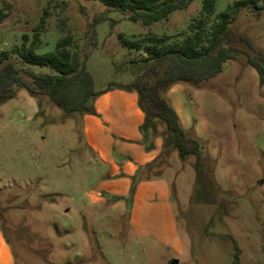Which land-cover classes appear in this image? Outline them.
Returning a JSON list of instances; mask_svg holds the SVG:
<instances>
[{"label":"rangeland","instance_id":"obj_1","mask_svg":"<svg viewBox=\"0 0 264 264\" xmlns=\"http://www.w3.org/2000/svg\"><path fill=\"white\" fill-rule=\"evenodd\" d=\"M203 1L191 0L145 26L105 13L98 2L0 0L6 15L0 52L20 46L46 11L38 53L71 35L86 48L95 91L126 86L143 70L144 54L127 49L118 36L137 41L186 31ZM236 1L217 0L215 13ZM100 15L104 20L84 39ZM230 30L264 52V0L239 11ZM233 46L252 54L240 42ZM165 96L187 137L202 143L203 166L196 172L195 159L181 160L165 140L155 165L120 195L103 186L82 114H66L23 89L0 102V238L6 248L0 264H231L233 244L239 264H264V84L240 55L200 87L178 83ZM146 180L156 181L158 190L145 196L149 205L134 227L130 188Z\"/></svg>","mask_w":264,"mask_h":264},{"label":"trees","instance_id":"obj_2","mask_svg":"<svg viewBox=\"0 0 264 264\" xmlns=\"http://www.w3.org/2000/svg\"><path fill=\"white\" fill-rule=\"evenodd\" d=\"M84 1L98 2L105 8V13L115 12L130 22L148 26L166 20L174 11L184 9L191 0ZM216 2L204 0L198 18L187 26L186 31L176 35L153 36L137 41L118 36L127 49L144 54L142 62L145 66L141 73L128 85L122 86L138 96V107L144 114L142 133L146 134L148 129L155 133L154 122L163 123L164 140L168 141L169 148L175 150L181 160L193 157L196 172L203 166L204 147L199 140L187 137L177 113L165 96L167 91L178 83L200 87L217 76L224 63L237 61L240 55L256 72L259 83L264 84V52H255L246 37L236 36L230 30L238 12L256 7L257 0L236 1L217 14ZM5 17L0 10V22ZM47 17L44 11L32 33L22 36L20 46L0 52V102L11 98L12 90L16 88L25 90L32 97L48 98L66 114L96 115L91 102L98 94L85 68L86 48L80 49L71 35H65L57 40L52 51L37 52L42 44L41 35L46 32ZM103 20V15L97 16L84 39H88V33L93 32L92 27ZM60 26L64 28L65 24L61 22ZM236 42L244 44L252 54L234 47ZM91 46H96L95 40H91ZM15 60L18 63H14ZM34 67H47L50 72H36ZM160 156L131 178V187L139 181L136 178L152 168ZM233 245L235 252L231 264H239V251L236 244Z\"/></svg>","mask_w":264,"mask_h":264},{"label":"crops","instance_id":"obj_3","mask_svg":"<svg viewBox=\"0 0 264 264\" xmlns=\"http://www.w3.org/2000/svg\"><path fill=\"white\" fill-rule=\"evenodd\" d=\"M122 86L112 84L102 91L94 90L98 95L91 104L96 115H82L84 137L103 169V186L106 192L117 195L127 193L131 178L154 162L166 149L164 124L154 122L155 133L148 129L143 134L144 114L138 107V96L136 92L125 90ZM156 185L154 180L136 185L132 200V226H136L139 211L149 205L145 196L148 194L153 197ZM2 251L6 252V248L0 238V255Z\"/></svg>","mask_w":264,"mask_h":264},{"label":"water","instance_id":"obj_4","mask_svg":"<svg viewBox=\"0 0 264 264\" xmlns=\"http://www.w3.org/2000/svg\"><path fill=\"white\" fill-rule=\"evenodd\" d=\"M172 264H177V261H173Z\"/></svg>","mask_w":264,"mask_h":264}]
</instances>
